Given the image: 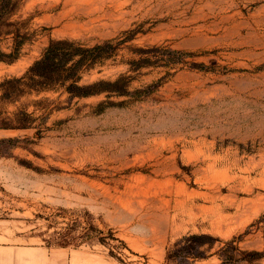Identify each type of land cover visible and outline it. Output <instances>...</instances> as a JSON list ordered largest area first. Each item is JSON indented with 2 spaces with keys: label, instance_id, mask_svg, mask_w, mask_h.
Returning <instances> with one entry per match:
<instances>
[{
  "label": "rangeland",
  "instance_id": "rangeland-1",
  "mask_svg": "<svg viewBox=\"0 0 264 264\" xmlns=\"http://www.w3.org/2000/svg\"><path fill=\"white\" fill-rule=\"evenodd\" d=\"M13 2L0 264H264V0Z\"/></svg>",
  "mask_w": 264,
  "mask_h": 264
},
{
  "label": "trees",
  "instance_id": "trees-1",
  "mask_svg": "<svg viewBox=\"0 0 264 264\" xmlns=\"http://www.w3.org/2000/svg\"><path fill=\"white\" fill-rule=\"evenodd\" d=\"M15 4L13 0H0V24H6L5 17L8 13L13 11ZM79 51L78 48L74 47V44L65 40H58L52 42L47 48L43 58L35 63L33 70L35 73L42 72L41 74L45 78H49L48 73H56L60 70L67 62L65 56L70 52L72 55ZM10 54L9 56H13ZM6 56L3 52L0 51V58ZM45 73V74H44Z\"/></svg>",
  "mask_w": 264,
  "mask_h": 264
}]
</instances>
